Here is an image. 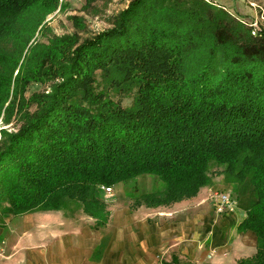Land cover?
Segmentation results:
<instances>
[{"label": "trees", "instance_id": "trees-1", "mask_svg": "<svg viewBox=\"0 0 264 264\" xmlns=\"http://www.w3.org/2000/svg\"><path fill=\"white\" fill-rule=\"evenodd\" d=\"M59 2L0 0V119L21 122L0 144V223L75 202L103 228L104 187L154 174L163 188L133 206H169L209 185L216 163L253 185L239 227L257 251L239 263L264 264V30L213 1L132 0L84 42H35ZM33 81L50 89L26 99Z\"/></svg>", "mask_w": 264, "mask_h": 264}, {"label": "crops", "instance_id": "crops-1", "mask_svg": "<svg viewBox=\"0 0 264 264\" xmlns=\"http://www.w3.org/2000/svg\"><path fill=\"white\" fill-rule=\"evenodd\" d=\"M220 171L196 196L169 206H133L135 198L157 192L148 189L134 196L128 209L121 207L123 183H117L119 206L103 228L86 213L90 220L67 215L65 208L10 216L0 223V264H171L175 257L194 264H240L257 251L255 232L239 227L255 201L254 188L250 180L228 182ZM219 191L236 196L234 212L216 210L210 197ZM214 211L216 222L209 221Z\"/></svg>", "mask_w": 264, "mask_h": 264}, {"label": "rangeland", "instance_id": "rangeland-1", "mask_svg": "<svg viewBox=\"0 0 264 264\" xmlns=\"http://www.w3.org/2000/svg\"><path fill=\"white\" fill-rule=\"evenodd\" d=\"M132 0H94L88 4L86 0H60L59 8L50 14L43 29L38 32L35 37V42H47L48 37L51 35L57 36H74L78 42H84L87 39L113 27V20L123 9L127 8ZM213 1L221 4L223 3L233 14L238 15L243 20L253 25L255 31L264 30V0H206ZM82 24V25H80ZM50 82L42 83L38 81L30 82L26 85L23 96L29 99L35 93L47 92L50 89ZM99 90L103 87L102 72L97 71V84ZM115 100L122 102L128 106L133 102V93H120L113 90L109 92ZM33 108V107H31ZM20 113L17 111L11 118L10 122H5L0 119V144L3 140V131H16L20 126L19 120ZM222 166L214 163L210 167V172L215 174L220 171ZM158 177L149 175L138 176L136 179L122 182V198L123 202L120 203L121 207L131 206L134 196L140 195L143 191L148 189H155L160 191L163 188L161 181ZM111 193L102 189L100 194L101 198L106 202L108 208L113 209L119 206L118 195L112 187ZM212 198V197H210ZM66 214L75 217V214H81L86 217L80 204L71 202L66 206ZM83 212V213H82ZM209 221L217 219V213ZM90 220L89 217H86ZM216 222V221H215Z\"/></svg>", "mask_w": 264, "mask_h": 264}, {"label": "built area", "instance_id": "built-area-1", "mask_svg": "<svg viewBox=\"0 0 264 264\" xmlns=\"http://www.w3.org/2000/svg\"><path fill=\"white\" fill-rule=\"evenodd\" d=\"M79 1V0H75ZM108 192L112 191V187H104ZM212 202L216 206V210L220 213L234 212L237 206L236 196L229 191H219L212 194Z\"/></svg>", "mask_w": 264, "mask_h": 264}]
</instances>
